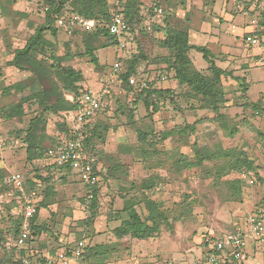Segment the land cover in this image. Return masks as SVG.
I'll return each mask as SVG.
<instances>
[{"label": "rangeland", "instance_id": "374dc122", "mask_svg": "<svg viewBox=\"0 0 264 264\" xmlns=\"http://www.w3.org/2000/svg\"><path fill=\"white\" fill-rule=\"evenodd\" d=\"M188 1L178 0L180 2L178 7L183 9ZM42 3L43 0H0V72L4 81H1V84L18 80L25 81L23 79L27 76L25 72H20L15 67H7L5 62L9 59L8 54L13 47L22 45L35 27L43 23ZM150 6L153 7L151 18L147 12ZM159 7L161 6L156 1L143 5L141 13L144 18L148 19L145 25L147 33L144 31L143 34L140 33L137 46L132 49L135 52L128 54V60L136 55L139 49L147 55L169 53L167 49L152 40V36L161 34H157L152 25L161 23V19L166 16L165 9L161 12L157 11ZM4 16L7 19L3 18ZM176 26L183 27L182 24ZM59 34V40H56L57 53L63 55L70 52L73 56L71 59L62 60L61 63L73 66L74 70L81 74L82 78L78 82L81 90H98L106 86L110 88V107L108 115L104 118L110 126L115 128L107 132L103 147L106 153H117L121 161L129 166V173L125 175L128 177L127 180L120 178L117 181L113 179L102 181L98 191V207L91 211L89 204L84 202L86 186L76 171L73 174H52L51 167L54 163L52 150L50 158L33 157L31 162H27L25 144L16 142V140L6 142L4 145L1 143L4 139L15 137V132L19 129L24 130L29 118L39 114L40 109L32 105L29 110L26 109L27 114L21 119L3 120L0 118V166L7 169L6 176L18 175L24 182L36 175L41 177H46L48 173L53 175L54 191L48 196L47 206L40 209L44 215V221L49 226V230L43 232L45 238L61 246H73L78 240H83L88 248L96 247L97 257L93 258L90 255V259H87L92 264L95 262L98 264H208L204 257L203 235L205 233L229 235L234 232L236 225L237 229L243 230L246 246L248 244L249 247L253 239L248 232L246 219L253 209L262 210L264 213V136L257 132L260 131L264 135V82H260L263 84H258L252 92L251 97L258 103L257 107H253L250 103L254 102L249 101L250 97L247 95L249 84L245 78L224 77L222 89L227 101L221 107L222 118H215L216 114L206 109L196 110L195 105H198L196 100L187 102L181 97H178L174 103L168 100L159 101L156 109L152 105L147 109L142 101L136 100L134 93H125L123 82L118 78L119 73L113 72V63L119 60L117 57L125 56V50L130 51L132 47L130 44L124 48L125 50L119 45L98 49L96 54L101 66L95 68L84 54V42L79 38H75L73 42L71 39L68 41L66 39L68 36L63 32ZM12 35L15 36L14 42L10 40L8 43ZM45 35L52 38L49 33ZM154 47L159 50H154ZM206 48L210 51H227L228 46L213 44ZM188 55L196 69L205 75H210L209 64L200 52L191 49ZM215 62L218 64V61ZM166 66L167 64L160 60L147 64L140 62L137 65V71L128 78V82L133 85L129 79L137 83L143 78L142 76L147 74L150 79H157L155 80L156 87H170L176 89L177 92L180 91L182 88L179 89L176 86L177 82ZM166 74L167 78L160 80V76ZM246 75L248 76L247 81L250 78H259L263 81L264 66ZM24 83L28 86L27 81ZM31 91V87L28 86L22 93L26 95ZM11 95L0 97V107L10 101H16L20 94ZM42 117L46 119V135L50 137L59 134L53 122L55 117L52 118L49 112L43 113ZM191 122L197 123L196 132L182 139L181 142L175 141L180 144L178 152L182 156L190 160L196 159L193 148V142L196 141L195 143L201 148L196 149L201 150L202 153H204L203 149H212L218 142L227 147L237 146L254 159L257 166L256 173L252 176L254 182L248 184L247 180L250 177H241L239 174L242 180L241 195L231 196L232 190L226 183L230 176H216L218 167L225 163L223 160H218L216 164L209 160L199 167L183 168L181 173L173 171L175 167L172 165V160L177 159V155L168 158L163 155L171 148L173 141L167 139L159 142L158 133L175 124L184 125ZM220 122H224L226 129L221 128ZM230 130H234V133L230 134ZM140 133H145V138L140 137ZM35 140L40 142L35 144L44 146L50 144L46 138L41 140L38 135L35 136ZM124 146L128 148L124 150ZM142 150L148 153L142 154ZM207 152L209 151L206 150L205 153ZM105 166L107 164L104 161L99 162L98 172L105 173L107 169ZM153 175L159 176L160 180L156 181L158 184L154 188L145 193L160 201L161 207L173 219L172 226L167 227L162 224L158 232L143 239L129 236L116 238L113 229L122 222L125 216L115 213L118 207L115 205L117 193L115 190L118 191L119 188L121 195L125 193L134 195L136 209L141 215H145L146 211L142 202L144 192L135 191L131 185H138L142 179ZM16 196L11 193L0 196V228L2 229L6 230L9 227V217L15 214L18 203ZM42 196H39L40 199ZM12 242V238H9L7 246L10 247ZM255 245L257 250L264 254V247L256 241ZM59 249L60 246L52 251L56 252ZM2 253L3 251L0 250V257Z\"/></svg>", "mask_w": 264, "mask_h": 264}, {"label": "trees", "instance_id": "16d2710c", "mask_svg": "<svg viewBox=\"0 0 264 264\" xmlns=\"http://www.w3.org/2000/svg\"><path fill=\"white\" fill-rule=\"evenodd\" d=\"M119 2L118 5L122 8L124 20L129 26L128 35L125 37L130 42H135L137 46L140 33H147L145 25L148 19L144 18L141 13L143 1L120 0ZM65 3L68 5L66 12L63 11ZM42 4H47L49 6L48 10L43 12V23L35 27L34 31L27 36L21 47L11 50L8 54L9 59L5 62L7 67H15L20 72H25L27 74V76L23 78L25 81L18 80L8 84H1L4 81L1 76L2 73L0 72V97L4 98L10 96V94L13 96L20 94L16 101H10L8 104L0 107L1 119H21L26 116L27 110H29L32 105L40 109L39 114H35L29 118L28 125L24 130L19 129L15 132V137L4 139L1 142L4 145L6 142H13L12 140H16V142L25 144L24 150L27 162H31L33 157L50 158V152L51 150L53 151V148L64 140L73 139L77 136L73 129L77 102L81 94L86 91H82L78 83L82 78L80 76L81 74L74 70L73 66L63 65L61 63L62 60L71 59L73 56L70 52H66L63 55H58L57 53V35L63 31L56 26L55 16L65 14L68 17L70 14L75 13L81 17L94 18L96 20L95 27L92 30H87L78 26L70 35H66L63 32L68 36V41L71 39L73 42L75 38H79L85 43L84 54L89 58L88 60L95 68L101 66L96 51L105 46L118 45L117 36L111 34L108 30L111 15L115 10V6L111 4V0H43ZM152 10V6L147 8L149 18L153 16ZM263 17L264 13H261V19L259 20L261 25H264ZM152 27L157 34L161 33L160 35L152 36V40L157 42L162 48L167 49L169 53H153V55H147L139 49L136 51V55H133L129 60L128 55L118 58L121 62V68L118 70V78L123 82L122 86L125 93H134L137 97L136 100L142 101L147 109L151 105L156 109L159 101L168 100L174 103L177 101L178 97L185 99L187 102L196 100L198 102V105H195L196 110L206 109L215 113V118H222L223 114L221 113V107L227 101V97L222 89V79L227 76H231L234 79L238 77L233 76L231 71L218 67L214 62L212 53L205 46L191 44L189 42L187 29L172 25L167 16L161 19V23L153 24ZM45 33H49L52 38L46 37ZM191 49H195L202 54V57L209 64L208 69L210 75H205L194 67L188 55ZM159 60L167 64L166 69L172 72L173 78L177 82L176 86L179 89L182 88L183 91L181 89L177 92L176 89H171L170 87H156L155 80L157 79H150L147 74L142 77L149 80L150 87L148 89L137 91L134 85L129 84L128 78L137 71L138 63L146 62L147 64L148 62L152 63ZM167 76L166 74V78ZM26 81L32 91L24 95L22 92L28 87L24 83ZM69 95L71 98L68 97ZM250 105L257 107L258 103L254 102L250 103ZM109 107L108 102V106L105 110L92 117H85L80 124L83 149L97 158V165L101 161L107 164V166H105L107 168L105 173L98 172L99 169L96 168L99 180L96 185L91 187L93 193L89 204V210L91 211H94L98 207V191L101 182L111 179L117 181L120 178H125V180H127L128 177L125 175L129 173V166L121 161L117 153H106V151H104L103 143L106 134L111 128H115L114 126H110L104 118L108 115ZM45 112L51 113L52 118L55 117L53 122L59 134L50 137L46 135V119L42 117ZM129 115H132L131 111ZM196 124V122L185 123L184 125L175 124L171 128L159 132L157 140L159 142H164L170 139L173 142H181L182 139H186L196 132ZM219 124L221 128L226 129L224 122H220ZM38 130L39 133L37 134ZM257 132L261 136H264L260 131ZM229 133L233 134L234 130H230ZM36 134L41 140L46 138L50 143L49 146L35 144L40 143L35 140ZM144 134L145 133H140V137L145 138ZM195 142H193L195 156H197L195 160H190L184 155L182 156V154L178 152L179 146L171 150V153H163L167 158L172 155H177V159L172 160V165L175 167L173 171L181 173V169L183 168L199 167L209 160L213 161L215 164L218 160H223L225 163L218 167L215 173L216 176H230L226 183L232 190L231 196L236 197L241 195L242 180L239 174L244 170L247 172V177L253 178L252 176L256 173L257 169L254 159H252L245 150L239 149L237 146L224 148L218 142L212 149H203L204 153H202L201 150L196 149L200 147ZM51 146L53 147L49 150ZM127 148V146H124V150ZM206 150L209 152L205 153ZM143 153L146 154L148 152L142 150V154ZM51 168L53 169L52 174H73L74 172L69 165L59 164L55 161ZM52 174L48 173L46 177L36 175L32 179H27L22 182L21 190H16L12 185L5 183L4 178L7 175V169L0 166V196L11 193L17 195L16 197L18 199L15 214L9 217V227L6 230L0 228V250L3 251L0 257V264H22L24 258L39 260L45 258L46 255L40 250H35L31 246V243L37 240L43 232L49 230L48 224L45 221L39 222L38 217L40 209L47 206L49 201L48 196L54 191ZM64 180L65 178L63 177L62 181L64 182ZM159 180V176L153 175L142 179L138 185L135 184L136 186L131 185V188L135 191L144 192L142 193V202L146 211L145 215H141L136 209V203H134L135 200L133 199L134 195H126V193L121 195L123 198L122 207L115 213L116 215H118V213L121 215L123 214L125 218L113 229V234L116 238L121 239L125 236H129L143 239L151 236L154 232H158L162 224L167 227L172 226L171 221L173 219H171L168 212L161 207L160 201L145 193L154 188L158 184L156 181ZM38 183H40L39 188H37ZM85 186L87 191L89 187L86 184ZM36 189L37 192L34 199L36 212L31 218L27 219L30 231L25 246L19 247L14 244V241L20 235L24 222L23 203L26 196L29 195L32 190ZM40 195H43L41 199L39 197ZM257 210L259 209H253L252 213ZM236 227L233 233L237 231ZM9 238H12L13 241L10 247L7 246ZM202 244L205 249L206 246L203 238ZM87 246L88 245H85L84 247L82 261L84 264H92L88 260L90 259V255L93 258L97 257L96 247L88 248ZM69 247L68 245L60 246V249L68 250ZM13 257L16 259H13ZM204 257L206 259L205 261H207L206 250L204 251ZM95 263L98 264V262Z\"/></svg>", "mask_w": 264, "mask_h": 264}, {"label": "built area", "instance_id": "2783aa9c", "mask_svg": "<svg viewBox=\"0 0 264 264\" xmlns=\"http://www.w3.org/2000/svg\"><path fill=\"white\" fill-rule=\"evenodd\" d=\"M230 3V11L232 14H244L249 15L251 12L262 11L263 4L259 0H227ZM117 2L115 10L111 15L108 30L111 34L117 36L118 45L124 49L130 41L125 37L128 35L129 26L124 20L122 8L119 7ZM67 3L64 4L63 11L67 10ZM47 4L41 5V11L46 12L48 10ZM158 12L162 10L157 9ZM55 24L66 35H70L76 27H82L87 30H92L95 27L96 20L94 18L81 17L78 14H70L68 17L65 14L55 16ZM244 42L248 46H260V38L256 34H247L244 36ZM257 61L264 65V48L260 53ZM113 72H118L121 68V62L119 60L113 63ZM166 75L160 76V80H165ZM137 91L148 89L150 87L149 80L147 78H141L137 83H133L132 79H129ZM110 88L102 87L98 90L86 89L81 94L75 113V122L73 129L76 132V137L73 139H67L58 144L52 151V158L56 163L67 164L73 171L77 172V175L88 185L89 189L86 191L84 202L90 204L92 199V186L96 185L99 180V176L96 174L97 158L94 155L87 153L83 149L82 145V133L80 131L81 121L85 117H92L101 111L105 110L108 106L110 98ZM241 177H247L246 171H241ZM5 183L12 185L16 190L22 189V181L17 175H10L4 178ZM249 184L254 182L253 178H249ZM40 187V183L37 184V188ZM36 190H32L29 195L26 196L23 203L24 222L20 235L15 239L14 244L19 247H24L26 239L28 237L30 228L28 224V218H31L36 212V206L34 199L36 197ZM246 226L251 237L264 247V213L262 210H257L246 219ZM205 242V250L207 253L208 264H241L245 255L244 250L246 248V239L241 229H237L235 233L229 235H214L207 233L203 237ZM85 243L83 240H78L73 246L67 249H59L52 254H47L43 260L24 258L22 264H84L82 261L84 253Z\"/></svg>", "mask_w": 264, "mask_h": 264}, {"label": "crops", "instance_id": "0c3cea01", "mask_svg": "<svg viewBox=\"0 0 264 264\" xmlns=\"http://www.w3.org/2000/svg\"><path fill=\"white\" fill-rule=\"evenodd\" d=\"M119 1L120 0H111V4L115 6L117 2L120 3ZM142 1L143 5H147L150 1L158 2L161 6L159 8L161 10L165 9V14L172 25L176 26L182 24V28L187 29L189 42L191 44L205 47H211L213 44L228 46L227 51L209 50L213 55L214 62L218 61V64L216 62L215 64L222 69L231 71L233 76L244 77L245 81L249 84V90L247 91V95L250 97L249 101L257 102V100L255 101L251 95H253L252 92L254 89H256V87H258V84H263L260 82H264V80L261 81L259 78H250L247 81L248 76L246 73H249L252 70H259L261 66H264L257 61L262 49L264 48V25L259 23V20L261 19L260 14L264 13V0H259L263 4L262 11L251 12L249 15L234 14V16L230 11V3L227 0H189L187 4L183 6V9L178 7V4L180 3L178 0ZM227 12L231 15H229ZM3 18L7 19L5 16ZM147 22L148 20L146 23ZM247 34L258 35L261 45L255 47L246 45L244 42V36ZM59 36L60 34L57 35V40H59ZM14 37L15 36L12 35V37L9 38L8 43L10 40L11 42H14ZM24 42L25 41H23V44ZM22 45L18 47H21ZM130 46H132L130 51L124 49L125 56L131 52H135L132 50L136 46L135 43L130 42ZM18 47L14 46L13 49ZM154 50L159 49L154 47ZM118 58L120 57H117V59ZM178 146L180 148V144L173 142L171 148L167 147L169 148L167 151H170L168 153H171V150ZM222 146L224 148L227 147L225 145ZM115 192H117L115 205L118 206V210L121 208L120 204L122 202V199L120 198L121 191L118 188V191L115 190ZM38 219L39 222H43L45 220L41 211L39 213ZM241 231L243 232L242 229ZM251 243L252 244H249V247L247 244L244 250L245 257L241 264H264V254L257 250L254 239ZM55 245H58L57 247L61 246L60 244L45 238L43 234H41L37 240L31 243V246L35 250L42 251L44 255L54 253L52 249L57 248H53Z\"/></svg>", "mask_w": 264, "mask_h": 264}]
</instances>
